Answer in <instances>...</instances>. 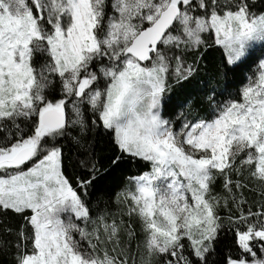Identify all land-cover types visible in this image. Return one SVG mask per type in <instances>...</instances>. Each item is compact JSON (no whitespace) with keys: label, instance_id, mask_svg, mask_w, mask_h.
I'll list each match as a JSON object with an SVG mask.
<instances>
[{"label":"snow or ice","instance_id":"1","mask_svg":"<svg viewBox=\"0 0 264 264\" xmlns=\"http://www.w3.org/2000/svg\"><path fill=\"white\" fill-rule=\"evenodd\" d=\"M210 49L225 84L166 115ZM127 160L147 170L97 191ZM0 255L264 264V0H0Z\"/></svg>","mask_w":264,"mask_h":264},{"label":"trees","instance_id":"2","mask_svg":"<svg viewBox=\"0 0 264 264\" xmlns=\"http://www.w3.org/2000/svg\"><path fill=\"white\" fill-rule=\"evenodd\" d=\"M221 51H217L215 49H210L209 53L205 60L201 62V71L199 73V79L197 81H194L192 84L187 85L182 92H178L175 89L172 93H169L172 98L165 109V114L175 117L176 114L181 110L180 106L183 104V102L186 99L192 98L196 103H199L200 100V91L203 85L204 81L211 80L214 83H218L219 87H223L225 84V81L220 78L218 75V66L221 59ZM261 52L258 50L256 52V56H260ZM251 67L246 69V73L244 76L240 77V80L246 81V75L249 74L254 67V64H251L249 62ZM233 87L230 89L233 92H237L239 88L241 87V84L239 81L233 80L232 81ZM198 114L201 116H207L209 115L207 106H201L198 109ZM179 123V121H178ZM94 151L96 158L102 163L103 165L107 166L109 164V158L112 155V148L110 145V141L107 136L105 135H99L95 138L94 141ZM67 155L71 157V159L68 161V167L66 168V171L69 175H72L75 171H82V169H79L76 167L78 165V159L76 158L75 152L69 151L67 152ZM147 170L145 167L144 162L142 161H136L133 162L131 160H127L124 163L120 165L119 168L112 169L108 173L104 175V178L100 181V183L97 185V191H102L107 194H111L114 192L124 181L125 178L129 175H136L140 172ZM217 189L219 190V185L217 184ZM96 193H93L92 200L95 201ZM103 205L101 204V207ZM116 205H111V210L115 211ZM125 221L129 220V217H124ZM134 226L137 228V233L139 235V227L135 219L132 220ZM227 243H230V241H226ZM223 250V246H222ZM0 264H11V258L8 256L0 255Z\"/></svg>","mask_w":264,"mask_h":264}]
</instances>
